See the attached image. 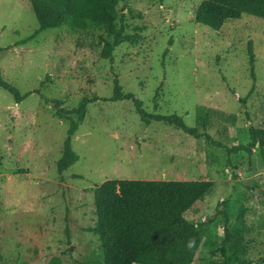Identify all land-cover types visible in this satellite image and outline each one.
<instances>
[{
  "label": "rangeland",
  "instance_id": "obj_1",
  "mask_svg": "<svg viewBox=\"0 0 264 264\" xmlns=\"http://www.w3.org/2000/svg\"><path fill=\"white\" fill-rule=\"evenodd\" d=\"M199 2L120 1L123 31L140 27V36L115 46L109 60L99 55V30L46 28L18 43L38 22L28 0H0V73L21 94L29 92L15 102L0 88V264H49L53 256L82 264L99 256L88 229L96 219L92 188L114 178L212 180L184 213L202 224L191 264H223L216 250L224 226H242L248 259L264 264V165L256 148L227 156L202 137L143 123L130 100L98 99L71 136L78 159L56 171L68 122L50 101L70 109L83 96L106 98L114 74L146 111L176 113L189 126L197 105L233 114L229 120L213 114L207 127L228 147L246 143L249 126L264 127V19L245 13L213 30L193 20Z\"/></svg>",
  "mask_w": 264,
  "mask_h": 264
},
{
  "label": "trees",
  "instance_id": "obj_2",
  "mask_svg": "<svg viewBox=\"0 0 264 264\" xmlns=\"http://www.w3.org/2000/svg\"><path fill=\"white\" fill-rule=\"evenodd\" d=\"M38 28L23 43L46 28L67 26L74 30H99L96 32L99 55L112 60L114 47L122 42L134 43L140 36L139 28L124 32L126 14L116 6L123 0H28ZM264 19V0H200L193 12V20L213 30H218L227 20L239 19L242 14ZM135 16L140 17L137 13ZM249 73L254 80V53L251 41L247 42ZM0 88L9 92L15 102L25 94L3 79L0 73ZM38 92V89L34 90ZM98 99L117 101L130 100L139 119L171 125L194 137H202L207 144L224 149L226 155L247 152L256 148L264 165V127L249 126L248 140L228 147L215 140L207 132L213 114L224 120L233 114L220 112L201 105L195 107V124L187 125L176 113L148 112L142 102L131 92H124L116 74L110 96L99 98L83 96L70 109L61 106V101L50 102L59 119L67 120L68 128L63 140L60 157L56 160V171L61 174L72 165L78 155L71 148V136L83 120L88 103ZM48 102L49 100H45ZM242 102L245 100L242 98ZM228 162V159H227ZM23 173V170H19ZM212 180H153V179H106L92 188L94 224L88 229L97 236L100 255L82 264H191L201 243L202 224L187 220L184 213L202 199L212 188ZM225 206V202H222ZM225 207L223 210L225 211ZM223 264H251L242 226H224L223 237L216 250ZM259 264L263 263L259 259ZM49 264H60L57 256Z\"/></svg>",
  "mask_w": 264,
  "mask_h": 264
}]
</instances>
